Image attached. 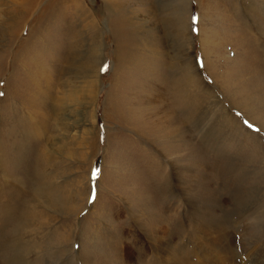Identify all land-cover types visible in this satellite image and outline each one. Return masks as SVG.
Listing matches in <instances>:
<instances>
[{
    "label": "rangeland",
    "instance_id": "rangeland-1",
    "mask_svg": "<svg viewBox=\"0 0 264 264\" xmlns=\"http://www.w3.org/2000/svg\"><path fill=\"white\" fill-rule=\"evenodd\" d=\"M79 1L0 0V264H264V0Z\"/></svg>",
    "mask_w": 264,
    "mask_h": 264
},
{
    "label": "bare ground",
    "instance_id": "bare-ground-1",
    "mask_svg": "<svg viewBox=\"0 0 264 264\" xmlns=\"http://www.w3.org/2000/svg\"><path fill=\"white\" fill-rule=\"evenodd\" d=\"M107 1V0H106ZM71 2H73L74 3V10H76V9H79V8H82V4H81V2L79 1V0H71ZM107 3H109V6H110V12H111V14H114V15H116V18H114V20H115V23H118L119 24V26H122L123 27V25L125 26L126 25V17H124V11L121 9V11L119 10V8H118V6L115 4V3H113V2H111L110 0L109 1H107ZM212 3V2H211ZM256 3V2H255ZM262 3V2H261ZM129 4V3H128ZM214 4V3H213ZM259 4V3H258ZM121 5V4H120ZM256 5V4H255ZM260 5V4H259ZM258 6V5H257ZM263 6H264V4H263ZM221 7V6H220ZM254 7V6H253ZM261 7V6H260ZM83 10H84V8H82ZM213 9V11L214 12H216L217 13V11H216V6L214 7V8H212ZM251 9V8H250ZM262 9V8H261ZM86 10V9H85ZM84 10V11H85ZM253 10V9H252ZM251 11V10H250ZM254 11H259L258 10V8H256ZM126 12V11H125ZM86 13H88V11H86ZM130 13V12H129ZM134 13V12H133ZM212 13V12H211ZM258 13V12H257ZM254 14V13H253ZM233 15V14H232ZM263 15H264V12H263ZM262 15V13L261 12H259L258 14H257V17L259 18V19H261L262 21H264V19L262 18V17H264ZM87 16V15H86ZM87 17H89V16H87ZM233 17V16H232ZM256 17V18H257ZM89 19V18H88ZM107 20V19H106ZM230 21H233V18H230L229 19ZM257 20V19H256ZM260 21V20H259ZM112 22V21H111ZM89 26H90V28L91 29H93V30H95V32H96V36H97V31L100 29H98V27L99 26H97V23L95 22V20H91L90 21V24H88ZM144 25V24H143ZM237 25V24H236ZM256 25V24H255ZM263 25H264V23H263ZM88 27V26H87ZM240 32H243L242 30H239ZM94 32V31H93ZM92 32V33H93ZM94 32V33H95ZM145 32V31H144ZM190 35V34H189ZM244 39V38H243ZM94 40L95 39H93V42H94ZM252 41H253V39H251ZM126 41V40H125ZM95 42H96V40H95ZM145 42V41H144ZM243 42H245V41H243ZM247 42V41H246ZM250 42V41H249ZM257 43V42H256ZM214 44V43H213ZM247 44H249V43H247ZM144 45H145V43H144ZM211 46V45H210ZM218 48V47H217ZM94 50V51H93ZM99 50H100V46H98L96 43H94L93 44V49H92V52L93 53H95V54H99ZM209 50V49H208ZM213 50V49H212ZM215 50V49H214ZM210 51V50H209ZM149 52V51H148ZM154 54V53H153ZM96 55V56H97ZM262 58H258L257 59V57H256V62H258L260 65H262L263 64V62H262ZM252 61V60H251ZM192 66V65H191ZM194 67V66H193ZM197 67V66H196ZM188 71V70H187ZM261 69H260V67L257 65V64H253V63H251L250 61L248 62V65H247V68H246V72L244 71V73H246L248 76H251V79L252 78H258L260 81H258L257 83L259 84V86H258V88H261V86H262V82H264L263 80H262V77L263 76H261ZM254 73V74H253ZM98 74V73H97ZM97 76V79H96V90L97 89H99V76L98 75H96ZM92 83V84H91ZM90 87L92 88V85L94 84V82H91L90 81ZM94 86V85H93ZM198 86V85H197ZM200 87L202 88V92H204V93H206V94H212L213 93V91H212V89L211 88H209L208 86H206V85H204L202 82H201V85H200ZM223 109V108H222ZM226 110V109H225ZM227 113V112H226ZM227 115V114H226ZM229 115V114H228ZM230 117H231V115H229ZM233 119V118H232ZM234 121H236L235 119H233ZM234 124V123H233ZM241 125V124H240ZM242 127V126H241ZM232 129V128H231ZM249 132V131H248ZM40 214V211L38 210V209H35V213L33 212V215H39ZM231 247V246H230ZM161 250V249H160ZM163 251H164V249H163ZM157 253V252H156ZM165 253V252H164ZM225 261V260H224ZM124 262V261H123ZM228 264V263H227Z\"/></svg>",
    "mask_w": 264,
    "mask_h": 264
},
{
    "label": "snow or ice",
    "instance_id": "snow-or-ice-1",
    "mask_svg": "<svg viewBox=\"0 0 264 264\" xmlns=\"http://www.w3.org/2000/svg\"><path fill=\"white\" fill-rule=\"evenodd\" d=\"M194 22L198 23V21H194ZM0 95H2V94H0ZM248 126H249V127H252V125H251V124H249ZM96 174H97V172H96V171H94V172H93V176H95Z\"/></svg>",
    "mask_w": 264,
    "mask_h": 264
}]
</instances>
